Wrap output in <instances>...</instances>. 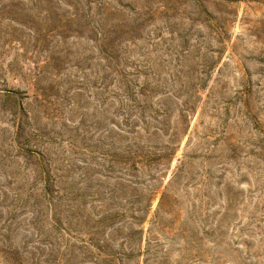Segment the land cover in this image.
Returning <instances> with one entry per match:
<instances>
[{
	"label": "rangeland",
	"instance_id": "obj_1",
	"mask_svg": "<svg viewBox=\"0 0 264 264\" xmlns=\"http://www.w3.org/2000/svg\"><path fill=\"white\" fill-rule=\"evenodd\" d=\"M0 264H264V0H0Z\"/></svg>",
	"mask_w": 264,
	"mask_h": 264
}]
</instances>
